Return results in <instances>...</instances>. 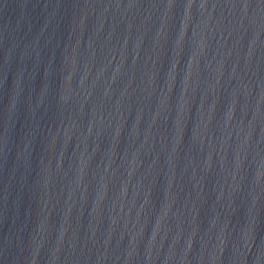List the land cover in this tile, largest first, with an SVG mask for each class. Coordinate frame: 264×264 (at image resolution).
<instances>
[{"label": "water", "instance_id": "95a60500", "mask_svg": "<svg viewBox=\"0 0 264 264\" xmlns=\"http://www.w3.org/2000/svg\"><path fill=\"white\" fill-rule=\"evenodd\" d=\"M0 264H264V0H0Z\"/></svg>", "mask_w": 264, "mask_h": 264}]
</instances>
